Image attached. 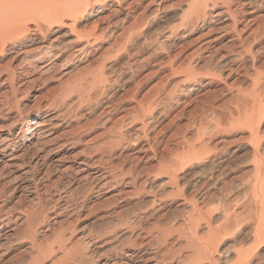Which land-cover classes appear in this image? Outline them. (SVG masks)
<instances>
[{"label": "bare ground", "instance_id": "6f19581e", "mask_svg": "<svg viewBox=\"0 0 264 264\" xmlns=\"http://www.w3.org/2000/svg\"><path fill=\"white\" fill-rule=\"evenodd\" d=\"M258 1L264 2L0 0V264H21L18 257L23 255L16 254L18 257L12 259L9 255L20 249L22 232L28 234L31 241L30 247H26L28 262L24 264H226L229 261L231 264H261L264 254V72L256 68V62L259 51L264 49V31L261 34L262 31H258L263 26L251 24L254 22L252 9ZM121 38L147 42L143 59L149 67L147 74L157 80L146 91L145 102H138L139 113L132 119L140 122L141 128H138L144 131L142 137L141 132L140 135L136 133L144 145L134 148L138 141L131 144L135 162L143 163L149 159L146 149H153V144L148 143L150 132L146 134L144 129H153L155 120L167 115L166 108L170 103H177L175 98L179 97L180 119L188 111L186 105L189 103L185 104L184 100L209 98L212 87L225 91L229 99H238L234 108L229 105L233 110L229 111L228 126H221L226 121L204 126L201 123L195 131L178 140V154L171 156L172 145L160 149L164 154L159 158L152 152L157 170L153 178L164 177L156 185H145L146 179L139 173L140 166L134 165L126 173H117L108 159L86 152L88 146H78L84 122L99 117L102 121L107 120L117 106L113 97L104 102L99 113L97 111L100 98L107 90H112L110 85L105 88L102 85L115 81L107 77L105 62L100 64L99 61L114 50ZM110 40L113 43H109ZM223 49L225 57L221 53ZM121 50L126 51L125 45L120 46ZM79 57H91L92 64L97 66L89 69L88 74H80L81 77L76 74L78 78L71 79L73 77L67 76V65ZM215 61L214 67L210 68ZM129 64L130 69L136 68L135 61ZM248 68L255 69L253 75H247ZM239 71L247 75L240 76L244 79V82L239 80L241 83L237 80ZM55 73L61 74L57 83L64 87H54L76 95H63V91L60 97V94L56 98L52 96L54 99L49 102L43 100H47V96L43 99L39 96L43 101L38 102L39 98H35L37 102L33 101L28 106L30 109L22 113V108L28 104L26 93L23 94L28 86ZM153 91L157 93L154 95ZM201 91L205 92L203 96L194 97ZM43 93L39 94L43 96ZM205 101L201 103L206 105ZM207 107H201L203 112L198 118L188 111V119H204L203 116L212 110ZM231 133H238V145L234 148L225 145ZM242 158L250 165V173H246L249 178L244 175L247 179L244 182L235 180L229 187L222 185L229 188H221L226 193L233 191V198L221 193L224 190L220 192L219 186L215 195L229 202H221L222 206L216 204L219 207L216 211H213L215 208L207 209L211 206L206 208L208 204L204 197L212 190L210 187L217 186L223 169L243 165L245 160ZM192 177L193 181L190 180ZM85 183L91 186L89 199L81 200L66 218L77 216L86 206L88 211L93 206H100L108 197L122 198L131 194L138 199H147V205L152 208L148 215L158 224V213L164 208L166 198L179 196L182 208L189 210L185 222L179 225L186 251L177 250V243H168L167 230L160 228L153 230V234L147 232L146 215H133L128 219L113 216L109 236L84 234L78 237V245L72 244L70 236L65 240L60 232H53L57 248L40 243L41 232L32 219L33 203L42 208L43 218L50 219L53 225L56 217L51 216L67 207L71 192ZM119 185L122 187L117 188ZM47 192L50 200L43 203ZM16 193L31 206L12 207L11 196ZM211 194H207L208 197H215ZM242 196L244 201L238 204ZM233 200L238 201V205L233 204L236 207L228 204L230 201L236 203ZM212 201L210 198L209 205ZM49 225L50 222L45 231ZM243 237L245 241L238 246ZM223 238H232L236 245L232 253L224 256L218 250Z\"/></svg>", "mask_w": 264, "mask_h": 264}, {"label": "rangeland", "instance_id": "374dc122", "mask_svg": "<svg viewBox=\"0 0 264 264\" xmlns=\"http://www.w3.org/2000/svg\"><path fill=\"white\" fill-rule=\"evenodd\" d=\"M253 8L254 9H252V11H254V13H253L254 14V20H253L254 22H252L251 24H252V26H254V25H256V26L259 25L261 27L263 26V28H261L262 30L258 31V32L262 31L261 34H263V31H264V2L258 1V4L254 5ZM249 11H251V9ZM108 40L109 39H107V41ZM132 40L128 41L127 39L125 40V38L124 39L121 38V40H119L118 44H116L114 50L110 51L105 56H103V58H101L102 61H99L100 64L105 62L104 64L106 66H108L107 67L108 69H105L107 72V77L110 76L109 78L112 77L111 79L113 80V78H114L115 81L113 80L114 84L113 83L108 84L107 82H104V84L102 83L103 88L110 85L112 90H107L106 94L100 98L101 103L98 105V107L96 106L97 111L99 113V111L102 108L101 106H103L104 102L113 99V97L115 98L114 101L116 100V102H114V103L117 106H114L115 108L110 113V116L108 117L107 120L104 119L102 121V119H100V117H99V119H92L91 118V119L87 120V123L84 122L85 125H83V128H82L83 130H80V133H81L80 140L81 141H80L78 146H84V145L86 147L88 146L86 152L91 153V154H95L96 156H98V155L102 156L104 159H108V162L113 164V166L115 167V171L117 173L120 171H122L123 173L124 172L126 173L129 170H131V167H133L134 165L140 166L141 170L139 171V173H140L141 178L144 177L146 179L145 185H148V184L149 185H156L157 183L162 181L164 179V177L158 178L156 180H154V178H153V176L156 174L157 170L155 167L156 161H155L154 157H152L153 156L152 152H155L157 155V158H159V157H161V154H162V151L160 149L164 148L166 145L167 146L172 145L171 148L173 149V155H171V156H174V154L176 152L178 154V152H179L178 151L179 147H177V144L179 146L178 140L181 139L183 135L189 134L190 132L192 133L193 131H195L196 128L198 127V125H200L201 123H203L201 125L204 126V125H208L210 123L211 124H214V123L221 124V123L226 121L225 123L221 124V126H224V127L228 126L227 122H229V111L233 110L234 106L238 102L237 101L238 99L234 98V97H232V98L235 99V101L232 98L229 99V97H228V95H226L225 91H219L217 89V87H215V88L212 87L211 90H209L210 95L207 96L209 98H206V97L201 98L200 96H203L205 93L204 91H201L200 93H198L199 95L196 94V96H194V97H198V98L200 97L198 99V101H192L191 99H188V100L185 99L184 100L185 104H187V102L189 103L186 106L188 107L187 108L188 111L192 112L191 116H194L196 114L195 116H197V118L203 112L204 107L201 108L202 106L210 107L211 105H214V106H211L212 108L210 107L212 110L209 111L207 115L205 114L203 116L204 119L203 118L202 119H188V117L190 116V113H187L188 112L187 110H186V113L184 114L186 116L189 114L187 116V118H183V117H186V116H183L180 119L179 118V109H181V108L179 107V97L175 98L176 99L175 101H177V103H175V102L170 103V106L166 108V114L167 115L165 117H162L161 119L155 120L154 127H153L154 130L151 128L150 129L148 128L149 130H147V128L144 129L145 132H147L146 134H148L150 132L148 134V136H149V140H148L149 142L148 143L153 144V146H152L153 149H146V154L149 156V159L146 162H143L144 164L141 161L135 162L136 159L131 154V152L133 153V151L131 149L134 147V146L132 147V145L136 141H138V142H137L136 147H134V148H138L139 146L144 145V143H143L144 141L142 140V138L139 139L140 137L136 136V133H137V135L141 134L140 136L142 137L144 131L139 129V128H141L140 122H137V121L133 122L132 119H134L136 114L139 113L138 104L145 102L144 96H146V94H147L146 91H148L149 88H151V86H153V83H155L157 80L155 77L154 78L152 76L149 77V75L147 74L149 67H147L148 65H147L145 59H143V57H145V54L147 52L146 51L147 50V47H146L147 42L144 41L143 39H138V40L132 39ZM110 42L113 43L111 40L109 41V43ZM123 45H125L126 51H123V50L120 51V46H123ZM144 45H146V46H144ZM221 53L225 57V50L224 49L221 50ZM258 54H260V55H259V59L256 62V64H257L256 68L259 71L264 72V49L260 50ZM79 58H74L72 61H69L70 63L68 65H70V66L67 65V68H68V70H66L68 72L67 76L73 77L71 79L78 78L76 76L77 75L79 76L80 74H82L81 76L88 74L90 72V70H92L93 68H96V66H97V65L94 66L95 64H92L94 61H92L93 59L91 57H89V58L88 57H84V58L79 57ZM87 58H88V60H87ZM138 59H139V61H136ZM205 60H206V58H205ZM134 61L137 64V65H135L137 69L135 67L130 69L129 63H132ZM216 62L217 61H215L214 63H211L210 68H213L214 65L216 64ZM260 62H262V63H260ZM70 69H72V70H70ZM251 69H253V68L247 69V72H248L247 75L248 76L253 75V72L255 69L254 70H251ZM76 70L80 71V72L79 73L75 72ZM88 70H89V72H88ZM204 70L205 69H203L202 71H204ZM72 71L74 72L73 75H71ZM119 71L121 73H119ZM239 73H240L239 78L237 79L238 83H241V81L244 82V79H241V77L247 76L246 73L244 71H239ZM60 76H61V74L55 73V74L50 75L44 81H38V83L41 82L39 84L34 82V84L29 85L32 87L28 86L27 90L29 89V91L26 90L27 92L25 91L23 93V94L26 93L24 96H27L28 104L22 108L21 112L25 113L26 111H28V109H30L28 106L30 104L32 105V102L35 101L36 99H38L39 96L42 99L47 96V100H46V98L43 100L49 102V100L52 101V99H54L52 96H54L56 98L57 95H59L61 92H63L64 90H60L58 88L57 89L55 88L58 86H59V88L64 87L63 85L60 86L57 83L59 80L58 77H60ZM81 76H79V77H81ZM151 78H153V79H151ZM239 80H241V81L239 82ZM46 83H47V85H46ZM105 83H107V85ZM56 85H58V86H56ZM249 86H250V84L247 83V88H249ZM159 88H157V89L159 90ZM54 89H56V91H54ZM158 90H156V91H158ZM111 91H112V94H110ZM38 92L41 94L44 92L43 96H41ZM54 92H55V94H54ZM144 92H146V93H144ZM155 93H157V92H155V91L152 92V94H154V95H155ZM34 94L37 95V97H35ZM67 94H71L73 96L76 95L75 92H66V90H65L63 92V95H67ZM61 95L62 94H60L58 97H60ZM210 97H212V99ZM41 98H39L40 101L39 100H37V101L38 102L43 101V100H41ZM204 98L207 100V101H205L206 105L201 103V101L205 100ZM37 101H35L33 103H36ZM208 101H210V102H208ZM92 102L97 103V101H95V100H93ZM196 102H199V103H196ZM234 102H236V103L234 104ZM231 103H233V104H231ZM134 104H137V105H134ZM165 104H166V102L163 103L162 105H165ZM215 104H217V106H215ZM180 105H181V102H180ZM195 105H197V106H195ZM218 105H220V106L223 105V107H220ZM229 105L233 106V108ZM208 107H207V109H208ZM213 107H214V109H213ZM216 108L217 109L219 108L221 110H219V109L217 110ZM231 108H232V110H231ZM194 111H195V113H193ZM223 112H225V113L223 114ZM209 114L214 116L215 119L212 118V116L210 117ZM174 116H176V118ZM234 116H236V115H234ZM205 117H206V119H205ZM94 118H96V117H94ZM121 118H123V120H121ZM113 120H115V121H113ZM116 122H117V124H116ZM206 122H208V123H206ZM155 129H156V131H155ZM157 131H158V133H160L159 135H155V133ZM158 133H156V134H158ZM231 134L228 135L230 138L226 139L227 141H226L225 145L228 147L234 148L236 145H238V143L236 141V140H238L237 139L238 133H231ZM150 135H151V138H150ZM153 135H155L156 137L158 136V137L155 138V136H153ZM111 138H113V139H111ZM153 138H155L156 142L153 140L155 143L153 141L151 142V140ZM234 138H235V140H234ZM107 139H109V140H107ZM229 139H230V141H229ZM231 139L234 141H232ZM140 141H141V143H139ZM110 142H111V144H110ZM234 142H236V143H234ZM109 144L112 146L110 147ZM104 145H106L105 149H104ZM128 145H130V146L127 147ZM108 146L110 148H108ZM219 147H221V146H219ZM157 151H160V152L157 153ZM239 155H242V153H240ZM242 159L245 160L242 163L243 165L234 166V167L231 166L232 169L226 167V169L222 170V173H223V175L221 176L222 178L217 182L218 184L216 183L217 184V186L215 185L216 187L213 186L215 189L213 187L212 188L210 187V189H212V190L208 189V191L210 190L209 193L207 192L208 195L212 196L211 193H213L214 195L217 194L219 192V186H220V192H221V190L229 189V188H225V187L227 185H228L227 187L232 185L235 180H238L239 182H244L247 180L244 175L247 176L250 173V171H248L250 169V165H249V163L246 162V158H242ZM231 165H234V164L231 163ZM241 166H243V167H241ZM154 167H155V170H153ZM226 170H228V171H226ZM247 171H248V174H246ZM247 177L249 178V175ZM125 178H128V176H126ZM196 179H198V178L196 177ZM190 180L193 181L194 177H192ZM220 181L223 183H220ZM222 185L225 187H223ZM121 187L122 186H120V185L117 186V188H121ZM222 187L224 189H221ZM90 188H91V186L87 183L80 184V186H78V188L76 187V189L73 192H71V194L69 196V199H68L69 203H67L68 206L61 208L60 210H58V213H56V215L51 216V218L56 217L55 218L56 223H54L53 225H52L50 219L47 220L46 218L45 219L43 218L45 216L44 215L45 213L42 210V208H40L35 203H33L34 205H32V206L26 205L27 203H25L24 201H22L19 198L18 193L12 194L11 205L13 203L14 205H12V207L14 206V208H16L19 205H22L23 207H26V206L30 207L31 206V209L33 210L32 219H33L34 223L36 224L35 225L36 228L38 230H40L39 232H41L39 235V242L43 243L44 245L45 244L46 245L51 244L57 248L56 243H55L57 240L55 241V239L53 238V232L62 233L64 235L65 240H67L70 236L72 238V244L78 245L79 243H76L78 241V237H80L81 235H84V234H88L87 236H91V237L92 236L102 237L103 235H104L103 237L109 236L110 235L109 233L111 232L110 230H112L111 227L114 224V223H112V222H114V220L110 219L113 216L118 217L119 219H125V218L128 219V218L134 217L133 215H135V216L136 215L137 216L146 215V216H148L145 219L146 224H147V225H145V227L148 226L147 232H149L150 234H153L155 231H157L160 228L167 230L168 238L170 239L168 241V243H177V244H179L177 247V250H179L181 252H183V250L186 251V243L184 240L185 238L181 234H179V225L180 224H181L180 226L183 225V223L185 222V219L187 217L186 215L188 214L189 210L185 207L182 208L183 205L180 202L181 200H179V196L176 198H172V197H169V199L166 198L167 200H165L164 208L158 213V218H157L158 224L155 221H151L152 217L148 215L149 213H152L151 212L152 208H150L151 206H148L149 203H146L147 199H143V198L138 199V198H136L135 195H131V194L128 195L127 197L126 196L122 197L123 199L118 198V197H114V196L108 197L109 199H106L105 202H103L100 206H96V207L93 206L94 208L92 207L91 209H89V211L86 210L88 208L86 206V209L81 211L77 215L78 217L75 215H71V217L66 218L67 214H69L70 212L72 213L78 207V205H80L81 200L89 199ZM221 193L224 194V193H226V191L224 190V192H221ZM207 194L204 197V200L206 201L205 204H208L206 206V208L211 206V207L207 208L209 210L211 209V211L214 208L215 209L213 211H216V208H219V207H217L218 204H219L218 206H220V205L222 206L223 204H226V202H229L228 200L223 201L224 199L222 196H220V198L222 197L223 200L220 198L218 199V197L216 195H215V197H217V198L210 197V196L208 197ZM228 194L233 198V191H230V192L228 191L225 195H228ZM48 195H49V193L47 192V195L45 194V196H43V198H44V200L42 201L43 203L50 200V195L49 196ZM206 197H207V199H205ZM210 198H211V201L212 200L214 201V202L212 201V203H210L211 205H209V202H208L210 200ZM240 198H241L240 202H238L237 200L236 201L233 200L236 203H233L232 201H230L231 203H228V204H230L229 206H232L233 204L236 205L237 202H238V204L242 203V201H244L242 199L243 196ZM117 199H119V200H117ZM214 199H216V200L218 199V201H215ZM13 200L16 201L17 203L13 202ZM219 200H222V201L219 202ZM88 202H89V200H88ZM221 202H223V204ZM86 205H87V203H86ZM146 206H148L149 208L148 207L146 208ZM226 206H228V205H226ZM232 207H236V206L233 205ZM144 209L146 210V212ZM141 210H143V211H141ZM50 212H51V210H50ZM13 213H15V212L13 211ZM215 213L216 212H213V214H215ZM42 221H45V222H42ZM47 221L50 222V225H49L48 230L45 231V229H47L46 225L49 224V222H47ZM152 223L154 226L152 225ZM149 224H151V225L149 226ZM159 224H161V225L159 226ZM153 230H154V232H153ZM89 234H91V235H89ZM26 236H28V234H25L23 232L20 233V238L21 237L23 238V239H20V242H22V243H20V249H18L17 252L14 251V253L12 252L9 255L10 259L14 258V256L18 257V256L23 255L21 257H18L21 264L26 263V261L28 262V259L26 256L28 250L26 249V247H30L29 245H31V244H29V243L31 241L28 240L29 236L28 237H26ZM227 238H229V237H227ZM244 241H245V237H243L240 240L241 243L237 244V245L241 246ZM233 246H236V245L233 244L232 238H230V239H224L223 238L221 240V242L219 243L218 250H220V252L222 253V256H224L228 252L229 253L233 252ZM178 248H180V249H178ZM18 252H20V253H18ZM263 253H264V250H263ZM262 256H263V259L261 260V264H264V254ZM231 262L232 261L226 262V264H231ZM196 264H198V263H196Z\"/></svg>", "mask_w": 264, "mask_h": 264}]
</instances>
